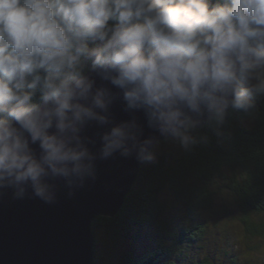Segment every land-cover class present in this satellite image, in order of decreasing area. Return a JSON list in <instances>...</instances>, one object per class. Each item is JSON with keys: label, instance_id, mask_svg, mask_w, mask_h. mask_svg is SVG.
Segmentation results:
<instances>
[{"label": "clouds", "instance_id": "9594fccd", "mask_svg": "<svg viewBox=\"0 0 264 264\" xmlns=\"http://www.w3.org/2000/svg\"><path fill=\"white\" fill-rule=\"evenodd\" d=\"M261 97L264 0H0V194L15 200L54 204L57 181L71 197L116 154L154 162L161 140L114 123L117 100L191 151Z\"/></svg>", "mask_w": 264, "mask_h": 264}, {"label": "trees", "instance_id": "16d2710c", "mask_svg": "<svg viewBox=\"0 0 264 264\" xmlns=\"http://www.w3.org/2000/svg\"><path fill=\"white\" fill-rule=\"evenodd\" d=\"M257 103L253 116L233 112L223 136L201 129L208 142L191 151L161 141L156 160L141 167L120 211L93 222L96 259L98 233L104 230L109 243L120 247L116 264H183L186 250L206 234L203 214L219 197L240 209L248 234L264 237V97ZM182 211L188 217L180 222ZM138 241L146 244L137 251L132 245ZM194 264L216 263L205 258Z\"/></svg>", "mask_w": 264, "mask_h": 264}, {"label": "water", "instance_id": "95a60500", "mask_svg": "<svg viewBox=\"0 0 264 264\" xmlns=\"http://www.w3.org/2000/svg\"><path fill=\"white\" fill-rule=\"evenodd\" d=\"M99 84L100 81L98 80ZM114 123L135 118L143 136L159 133L147 126L144 113H129L123 102L111 106ZM106 129L90 123L84 135L95 139L89 147L97 152L99 134ZM36 147V146H33ZM134 157L119 154L97 160L95 181H88L71 197L62 181H57V199L47 204L29 190L22 200L12 198L10 189L0 194V264H95L93 222L98 216L112 217L124 204L141 167Z\"/></svg>", "mask_w": 264, "mask_h": 264}, {"label": "rangeland", "instance_id": "374dc122", "mask_svg": "<svg viewBox=\"0 0 264 264\" xmlns=\"http://www.w3.org/2000/svg\"><path fill=\"white\" fill-rule=\"evenodd\" d=\"M165 197H168L167 204L172 207L174 200L167 195ZM215 203L214 209L203 214V220L208 226L206 234L196 247L186 250L182 257L183 264L188 261L194 264L205 258L216 264H264V237H252L247 233L241 221L242 212L234 202L219 197ZM180 216V222H183L188 213L182 211ZM97 239L96 262L116 264L121 257L120 247L117 249L109 243L104 230L99 231ZM140 243H133L132 247L138 251L140 246L146 244L145 241Z\"/></svg>", "mask_w": 264, "mask_h": 264}]
</instances>
